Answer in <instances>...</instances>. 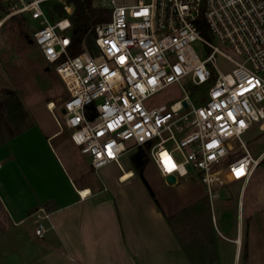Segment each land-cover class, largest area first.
I'll list each match as a JSON object with an SVG mask.
<instances>
[{
  "label": "built area",
  "instance_id": "built-area-1",
  "mask_svg": "<svg viewBox=\"0 0 264 264\" xmlns=\"http://www.w3.org/2000/svg\"><path fill=\"white\" fill-rule=\"evenodd\" d=\"M102 1L109 18L72 54L66 0H0V29L15 16L37 21L31 40L65 88L59 110L72 143L95 170L146 147L160 183L173 177L188 190L179 202L212 203L216 187L243 189L263 154L254 157L242 135L254 123L264 127V0ZM52 4L64 14L51 19ZM219 57L230 69H219ZM172 84L180 98L145 106ZM29 216L41 238L49 212L38 207Z\"/></svg>",
  "mask_w": 264,
  "mask_h": 264
},
{
  "label": "crops",
  "instance_id": "crops-1",
  "mask_svg": "<svg viewBox=\"0 0 264 264\" xmlns=\"http://www.w3.org/2000/svg\"><path fill=\"white\" fill-rule=\"evenodd\" d=\"M38 103L48 112L44 121L36 115ZM28 111L32 124L0 143V207L10 223L21 226L32 224L30 213L38 207H43L50 214L46 223L51 224V228L41 238L33 235V228L26 229L27 238L31 241V255H28L24 246L19 256L20 259L26 260L21 264H141L143 260L148 264H264V236L256 234L254 230L248 236L246 252H241L240 222L233 238L224 237L220 233L218 237L212 235L210 240L216 244V251L204 253L195 250L189 255L181 241L177 242V249L172 247L173 241L167 221L152 205V210L160 220V226L156 227L150 237H138L132 221L128 219L123 222L121 206L117 204L114 194L94 188L92 181H76L66 168L58 149L52 143L62 132L48 103L38 101L30 104ZM49 118L55 122V127L48 124ZM135 149L123 153L119 165L110 162L122 170L117 176L120 182L132 176L133 170L128 162V155ZM128 152V169L124 170L121 161ZM80 159L82 165L76 164L80 170L90 168L97 173V170L103 168L95 170L87 157L85 159L88 166L83 163V158ZM149 170L155 172L156 180L148 176ZM126 173L130 176L123 179L122 176ZM144 176L163 210L171 209L188 191L181 188L179 197L167 199L162 193V188H176L182 183H168L162 175L165 186L162 185L154 167L147 169ZM82 190L89 192L83 194ZM251 204L247 202L246 205ZM45 205L48 208H45ZM263 224L257 223V229L264 228ZM222 238L233 244L232 253L220 244L223 242ZM133 242L139 247L144 245L146 252L143 253V249L141 252L134 251ZM172 249L175 251L172 252Z\"/></svg>",
  "mask_w": 264,
  "mask_h": 264
},
{
  "label": "rangeland",
  "instance_id": "rangeland-1",
  "mask_svg": "<svg viewBox=\"0 0 264 264\" xmlns=\"http://www.w3.org/2000/svg\"><path fill=\"white\" fill-rule=\"evenodd\" d=\"M93 5L104 7L102 0H93ZM37 27V21L29 20L25 22L23 20V31L25 33L20 34L16 25L11 20H8L0 29V123L5 122L13 130L23 128L32 121L28 111L30 104L38 101L47 104L52 101L54 103L53 111L61 124L59 126L62 132L59 137L52 140V143L58 149L66 168L76 181H92L94 188L97 187L108 194H114L117 204L121 206L123 222L130 219L138 237H150L156 231V227L160 226V220H158L157 214L152 210V205H154L156 211L159 213L160 211L142 181L136 174H133V171L131 177L126 181L120 182L117 176L122 173V170L117 168L114 163L111 164L112 162L97 170V173L90 168L78 169V163L81 164L80 158H83V163L88 166L85 159L86 156L81 154L79 148L71 142L69 131L63 126V117L59 109L66 97L65 88L54 71L53 65L43 60L39 49L31 40V33ZM194 48L199 55L206 53L205 48L198 43L194 44ZM216 63L222 71L228 70L232 66L229 61L222 57H219ZM181 96V88L172 84L146 98L144 104L147 107H154L160 104L169 105ZM37 112L36 115L42 121L48 117V112L40 103L37 104ZM48 124L52 127L56 126L51 118L48 119ZM259 126L258 123H254L242 135V139L254 157L263 153L260 163L256 166V171H253L245 187L241 189L238 184L216 187L214 188L215 196L212 203L207 199L211 217L210 224L213 228L214 237L222 234L224 237L233 238L236 226L240 222L242 253L246 252L247 240L248 236L252 234L251 231L254 230L256 234L264 236V228L257 229L256 227L257 223H264V127L261 129ZM128 154L129 152L121 161L124 170L128 169ZM149 168H153L151 162L144 169V172ZM148 176L153 180L157 178L153 170H149ZM181 185L176 188H170L172 195L168 194V189L164 188H162V193L167 199H175L182 193L180 189L185 188V186ZM256 199L258 201L255 202ZM247 202L252 203L251 206L246 205ZM190 203L188 200L178 201L171 209H164L168 214L173 215L171 222H166L173 241L172 247L177 249V242L181 241V243L185 244L189 255L194 253L195 250L204 253L216 251V244L211 243L208 230L205 227L206 230L202 229L205 223V221L201 220L202 218L194 217L192 212L189 213V220H179L176 216L181 209ZM32 228L33 222L32 224L29 223L28 226L13 225L6 219V214L0 207V264H21L25 262L26 258L20 259L19 252L25 246V251L28 255H31L29 254L31 241L27 238L26 232L28 231L26 229L32 230ZM205 232H207L206 235ZM221 241L223 242H220V244L226 246L227 251L232 253L233 244L223 238ZM132 248H134V251L138 250L137 252H141V249H143V253L146 252L144 245L139 247L135 242L132 243ZM174 251L172 249V252ZM231 253L229 254L230 256ZM143 261L141 264H148L146 260ZM241 262H243V255Z\"/></svg>",
  "mask_w": 264,
  "mask_h": 264
},
{
  "label": "trees",
  "instance_id": "trees-1",
  "mask_svg": "<svg viewBox=\"0 0 264 264\" xmlns=\"http://www.w3.org/2000/svg\"><path fill=\"white\" fill-rule=\"evenodd\" d=\"M67 3H69L72 6L71 14L69 15L71 24H72V39L74 42L73 48L71 49L72 54H75L80 51V44L81 39L84 35H86L87 31L96 23L106 21L109 18V9L107 7H99L93 5V0H66ZM49 15L51 19H54V15L61 16L64 14V11L61 7V5L58 4H52V8L48 10ZM11 22L16 25L18 28V31L20 34H24L23 31V18L15 16L12 17ZM200 28L202 30V34L205 35V25L203 23V20H200ZM29 38V37H27ZM86 43L88 45L92 44V37L91 35L86 36ZM0 117H1V103H0ZM32 124V122H29L25 127H28ZM23 128H19L16 130L11 129L5 122L0 123V143L12 138ZM128 162L130 164V167L132 168L134 174L138 176V178L142 181L146 189L148 190V193L153 198L154 202L156 203L158 209L164 216L165 220L167 222H171L172 216L165 212L162 207L160 206L159 202L157 201L151 187L145 180L143 176V171L148 165L149 157L147 154V148L138 146L134 151H132L128 155ZM45 208H48L47 205H45ZM209 202L207 200V197L202 196L199 200H197L194 203H190L183 209H181L176 216L179 220L185 219L189 220V213H194V217H198V219H201L205 221V223L202 226L203 230H208L209 233L208 236L212 237L213 235V228L210 224L211 217L209 215ZM202 221V222H203ZM206 229H205V228ZM205 232V235L207 234Z\"/></svg>",
  "mask_w": 264,
  "mask_h": 264
},
{
  "label": "bare ground",
  "instance_id": "bare-ground-1",
  "mask_svg": "<svg viewBox=\"0 0 264 264\" xmlns=\"http://www.w3.org/2000/svg\"><path fill=\"white\" fill-rule=\"evenodd\" d=\"M53 105H54V103L52 102V101H50L49 103H48V106L49 107H53ZM130 176V174L129 173H126V174H124L122 177H123V179H126L127 177H129ZM165 179H166V181L168 182V183H178L179 181L178 180H176V179H174L173 177H168V176H163ZM89 191L88 190H82V193L83 194H86V193H88Z\"/></svg>",
  "mask_w": 264,
  "mask_h": 264
},
{
  "label": "water",
  "instance_id": "water-1",
  "mask_svg": "<svg viewBox=\"0 0 264 264\" xmlns=\"http://www.w3.org/2000/svg\"><path fill=\"white\" fill-rule=\"evenodd\" d=\"M183 105H186V103H185V102H183ZM61 112L63 113V112H64V110L62 109V110H61Z\"/></svg>",
  "mask_w": 264,
  "mask_h": 264
},
{
  "label": "snow or ice",
  "instance_id": "snow-or-ice-1",
  "mask_svg": "<svg viewBox=\"0 0 264 264\" xmlns=\"http://www.w3.org/2000/svg\"><path fill=\"white\" fill-rule=\"evenodd\" d=\"M239 174V173H238Z\"/></svg>",
  "mask_w": 264,
  "mask_h": 264
}]
</instances>
